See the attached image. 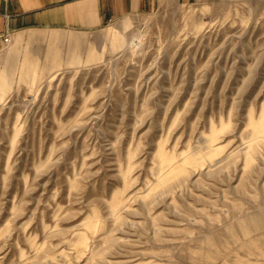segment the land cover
Returning a JSON list of instances; mask_svg holds the SVG:
<instances>
[{"label":"rangeland","instance_id":"obj_1","mask_svg":"<svg viewBox=\"0 0 264 264\" xmlns=\"http://www.w3.org/2000/svg\"><path fill=\"white\" fill-rule=\"evenodd\" d=\"M10 39L0 264H264V0Z\"/></svg>","mask_w":264,"mask_h":264},{"label":"crops","instance_id":"obj_2","mask_svg":"<svg viewBox=\"0 0 264 264\" xmlns=\"http://www.w3.org/2000/svg\"><path fill=\"white\" fill-rule=\"evenodd\" d=\"M158 1L0 0V35L45 28L94 30L118 18L145 11ZM33 33H28L26 39ZM15 39L16 44L23 40L21 35H17ZM12 53H16V49Z\"/></svg>","mask_w":264,"mask_h":264},{"label":"built area","instance_id":"obj_3","mask_svg":"<svg viewBox=\"0 0 264 264\" xmlns=\"http://www.w3.org/2000/svg\"><path fill=\"white\" fill-rule=\"evenodd\" d=\"M11 42L10 35L9 34H1L0 35V45H7Z\"/></svg>","mask_w":264,"mask_h":264}]
</instances>
